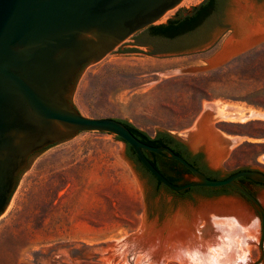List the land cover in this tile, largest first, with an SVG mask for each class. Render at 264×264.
Listing matches in <instances>:
<instances>
[{"label":"rangeland","instance_id":"obj_1","mask_svg":"<svg viewBox=\"0 0 264 264\" xmlns=\"http://www.w3.org/2000/svg\"><path fill=\"white\" fill-rule=\"evenodd\" d=\"M199 1L182 3L160 23L175 13L183 15ZM253 1L256 7L264 3ZM238 5L242 10L246 4ZM236 7L234 0L218 5L215 16L204 23L217 22L222 14L223 22L190 51L148 54V48L139 45L145 39L142 29L111 57L84 71L75 108L88 117L125 119L150 136L167 132L191 152H199L217 178L244 168L264 172V143H252L264 134L258 117L227 120L231 124L225 129L246 141L219 149L213 165L205 145L191 146L176 135V128L190 124L201 109L217 111L225 103L264 114V38L236 50L218 66H188V55L203 57L226 32ZM243 9L248 12L250 7ZM240 15L237 18L243 19ZM178 65H184L181 71ZM164 170L176 184L193 179L184 169L177 177L176 171ZM237 182L258 200L264 214V184ZM231 204L247 212L249 228L236 223V215L228 217L213 208ZM199 210L206 216L199 224L207 223L200 233L205 243L187 252L182 262L159 256L140 234L144 222L162 227L178 211ZM224 218L233 224L219 222ZM261 237L259 209L235 188H193L178 195L142 170L123 141L83 132L29 160L0 214V264H264V232Z\"/></svg>","mask_w":264,"mask_h":264},{"label":"water","instance_id":"obj_2","mask_svg":"<svg viewBox=\"0 0 264 264\" xmlns=\"http://www.w3.org/2000/svg\"><path fill=\"white\" fill-rule=\"evenodd\" d=\"M189 0H0V214L33 155L74 135L91 132L121 138L141 165L177 192L190 187L228 185L258 200L240 177L264 182V172L244 168L210 178L166 145L139 140L120 120L88 117L75 108L84 71L111 57L145 27L160 23ZM207 0L182 15L191 16ZM229 40L227 41V44ZM144 151L180 162L193 175L169 181Z\"/></svg>","mask_w":264,"mask_h":264},{"label":"bare ground","instance_id":"obj_3","mask_svg":"<svg viewBox=\"0 0 264 264\" xmlns=\"http://www.w3.org/2000/svg\"><path fill=\"white\" fill-rule=\"evenodd\" d=\"M246 13H247V9H242V15H240V16L243 17L244 14H246ZM237 19L240 20V22L238 23L239 27H243V28L247 27L246 30H249L250 32L254 30V28L252 29V27H249V25L247 26L246 25L247 23H245L243 19H240V17ZM257 27L258 26L255 27L256 31H257ZM259 30H258V32H261L264 29H262V30L259 29ZM256 31H254V32H256ZM249 37H247V38H249ZM247 38H246V40H247ZM251 38H252V35H251ZM244 42H245V40H244ZM244 42H242V43H244ZM249 42L246 41L244 44L247 45V43H249ZM235 44H237V43H235ZM235 44L233 46H236ZM244 44H241V45H244ZM237 45H239V44H237ZM228 53H231V50ZM226 55H227V53H226ZM225 104L219 105L218 108L216 107L218 109L217 110L218 115L223 119H226L229 121H238V120L242 121V120L246 119L247 117L264 118V114L261 111L255 112V111H253L254 109L252 110L249 108H244V107H241L239 105H238V107H236L237 106L236 105L234 108H229ZM200 133H201V136H200V138H198V139H200V141L198 143L206 146L208 154L210 155V160H211L212 165L217 164V162H218L217 156L220 152H219V144H218V141H217L215 135L212 133V131L209 128H204L203 131ZM217 148H218V150H217ZM262 200L264 202V198ZM213 208H215L219 212H222L221 214L227 215L228 217L230 215L232 216V214L236 215V217H238V220H236V223L239 222L242 227H248L249 228V225H248L249 218L246 217L247 212H245L244 210H237V209H242V208H238L234 204H231L228 206L221 205V206L213 207ZM203 213L204 212L202 210H199V212H196V211H190V212L178 211L171 219L166 221L164 223V225H162V227H156V225L154 223H145L144 222L142 225V227L144 229L143 230L141 229L140 234L147 239V242H148V244H150V246H153V247H151L152 250H154L155 252L158 251L159 256H163L165 258L177 259L178 261L182 262L185 254H187V255L189 254L187 252L192 251L193 248H195V249L199 248V247L203 246V244L205 243L204 240H201V234L200 233L204 230V226H206L207 223L204 220L205 223L201 226L199 225L203 221L202 219L206 217V216H204L205 214H203ZM218 215H220V214H218ZM224 215H222V216L224 217ZM232 220L233 219H231V218H224V219H219V222L222 223V222H228V221L230 222L231 221V223L233 224L234 221L232 222ZM212 249H213V251L216 250L215 248H212ZM190 263H192V262H190ZM238 264H243V263L240 262Z\"/></svg>","mask_w":264,"mask_h":264},{"label":"crops","instance_id":"obj_4","mask_svg":"<svg viewBox=\"0 0 264 264\" xmlns=\"http://www.w3.org/2000/svg\"><path fill=\"white\" fill-rule=\"evenodd\" d=\"M241 2H245L246 5L244 7L246 8L250 7V10L244 15L243 20L246 21L247 26L249 25V27H252V29L254 28V30L251 32L249 30L244 31L245 29H242L239 27V24H238L239 20H237V16H239L242 10L240 9L238 3H241ZM234 3H236L238 7H236V9H234L233 11L234 13H233L232 23L230 24V27L226 30V32H224L221 38L217 40L216 44H214L211 48H209L206 51L207 53L206 55H204L203 57H201L200 55L201 53L188 55L190 59L189 65H188L189 67H192V68L194 67L195 69H201L204 67L211 68V67L218 66L221 63H223L226 58L230 57V55H232V53H234L236 50L241 49L244 46H246L244 44L246 41L248 42L250 41L249 43H251L254 40H258V39L260 40L264 38V30H262L264 29V3L260 4L259 7H256L257 5L253 0H234ZM256 26H258L257 31L255 29ZM259 29H261L263 32L262 31L258 32ZM250 34L252 35V38ZM228 40H229L228 42L229 44H227ZM249 43H247V45ZM234 44L238 48L236 46H233ZM241 44H244V45H241ZM230 50H231V53H228L230 52ZM199 55L200 57H197ZM177 67L181 71L184 65L183 66L178 65ZM201 111H203V113L201 116H199ZM253 111L260 112L257 108L254 109ZM255 121L261 124H264V118H258ZM209 124L212 126V128ZM229 124H231V122H228L226 119L221 118L218 115V111L213 110V109L209 110L208 108L204 110L201 109L198 115L196 116V118H194V120L190 124L176 128V135L181 137L183 140L186 139V141H188L191 144V146L193 145L196 147H204L202 144L198 143L200 141V139L198 138H200L201 136L200 132H202L204 128H209L212 131V133L215 135L218 141V144H219L220 152H222L225 148H232L234 145L240 144L243 141H246L245 140L246 137L242 136V134L234 133V132H230L226 130L225 126H228ZM260 137L261 138L255 139L256 142L252 141V143H264V134L261 135ZM207 158H208V154H207ZM224 160L225 159H222V163L224 162Z\"/></svg>","mask_w":264,"mask_h":264},{"label":"flooded vegetation","instance_id":"obj_5","mask_svg":"<svg viewBox=\"0 0 264 264\" xmlns=\"http://www.w3.org/2000/svg\"><path fill=\"white\" fill-rule=\"evenodd\" d=\"M225 1L226 0H214V3L209 8L206 9V12L199 15L190 24L182 23L176 26V22H175L173 24H170L164 30L163 29L154 30L150 26L145 27L143 33L145 39L139 45L147 47L149 50L148 54H153L155 51H171L173 53H179V52L190 51L192 49H195L196 47H199L208 37L211 36V34L214 32L218 24L223 22L224 16L222 14L219 16L220 19L217 22L214 21L213 23L206 26L204 23L206 20H209L213 16H215L216 13L215 11H217L218 5H223ZM179 16L182 15H178L177 13H175L173 17L176 18ZM164 145L182 154L183 158H185L188 162H191L193 166H195L200 171H202L206 176L210 178H217L216 176L212 175V173L205 167L202 155L201 154L198 155L197 153L199 152H191L187 148L185 143L180 142L179 140L172 137V139H169V141ZM164 153H165L164 151L160 153H155L151 151L144 152L146 157L152 162H154L157 168H159V170H161V172H163L165 176L168 175L165 173L164 169L167 170L169 169L170 171H176V177L179 176L181 174L182 169H184L185 167L176 160H174L176 161L175 163H172L171 159H168L163 155ZM135 162L137 161L135 160ZM137 164H139L141 168L143 167L140 162H137ZM142 170H144V167L142 168ZM144 171H146V169ZM189 173L191 172L189 171ZM241 179L248 181L253 185L264 184V182L255 181L246 177H240L237 179V181ZM223 186L228 187V185H223ZM217 187H221V186H217ZM198 188L201 189V188H216V187L195 186V189ZM189 190L191 189L187 188L184 190H180L177 191L176 194L183 195L185 192ZM182 197H187V196L184 195Z\"/></svg>","mask_w":264,"mask_h":264},{"label":"trees","instance_id":"obj_6","mask_svg":"<svg viewBox=\"0 0 264 264\" xmlns=\"http://www.w3.org/2000/svg\"><path fill=\"white\" fill-rule=\"evenodd\" d=\"M214 3V0H207L203 5H201V7L196 11L195 14L191 15V16H187V17H183L179 16V17H172L167 19L165 22L163 23H159V24H151L149 25L152 29L154 30H159V29H166L170 24H173L176 22V26L182 24V23H192L193 20L195 18H197L199 15H201L202 13L206 12V9L209 8L212 4ZM118 119V118H116ZM120 120L123 124H125V126H127V128L141 141L151 144V145H164L165 143H167L169 141V139H172V136L167 133V132H161V131H157L153 136H150L148 133H146L145 131L139 129L138 127H136L135 125H133L132 123H130L129 121L125 120V119H118ZM115 138L123 141L121 138L117 137L115 135ZM124 142V141H123ZM125 143V142H124ZM128 152L130 154L131 157H133L137 162H139V160L137 159L134 151L132 150V148L125 143ZM175 153L179 154L180 156H182V154H180L179 152H176V150H173ZM146 152V151H144ZM198 155H200V153H197ZM183 157V156H182ZM156 168L157 166L154 164V162H152L151 160H149ZM172 163H175L176 161L171 160ZM190 164H192L191 162H189ZM193 165V164H192ZM143 168V167H142ZM159 170V168H157ZM145 170V168H144ZM185 171H187V169L184 168ZM161 172V170H159ZM147 172V170H146ZM189 172V171H188ZM163 174V172H161ZM150 174V173H149ZM151 175V174H150ZM164 175V174H163ZM152 176V175H151ZM165 176V175H164ZM153 177V176H152ZM169 181H171L172 183L176 182L174 181V179L171 176H165ZM154 178V177H153ZM155 181L157 182V184H161L156 178H154ZM195 187H190L188 189H193Z\"/></svg>","mask_w":264,"mask_h":264}]
</instances>
